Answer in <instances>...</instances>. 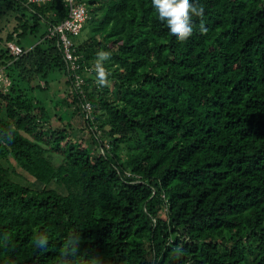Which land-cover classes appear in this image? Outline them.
I'll return each instance as SVG.
<instances>
[{
  "label": "trees",
  "instance_id": "obj_1",
  "mask_svg": "<svg viewBox=\"0 0 264 264\" xmlns=\"http://www.w3.org/2000/svg\"><path fill=\"white\" fill-rule=\"evenodd\" d=\"M75 1L89 32L69 72L49 33L68 6L0 0V264H264V0H199L185 42L150 0Z\"/></svg>",
  "mask_w": 264,
  "mask_h": 264
},
{
  "label": "clouds",
  "instance_id": "obj_2",
  "mask_svg": "<svg viewBox=\"0 0 264 264\" xmlns=\"http://www.w3.org/2000/svg\"><path fill=\"white\" fill-rule=\"evenodd\" d=\"M158 25L166 29L167 35L177 42H185L193 36L196 18L204 15V8L199 6V0H150ZM201 32L206 31L201 25ZM111 53L100 50L95 54L94 68L100 84H104L110 75L105 68V62L109 61ZM38 246L46 244V238H38ZM71 245L77 241L70 239Z\"/></svg>",
  "mask_w": 264,
  "mask_h": 264
},
{
  "label": "built area",
  "instance_id": "obj_3",
  "mask_svg": "<svg viewBox=\"0 0 264 264\" xmlns=\"http://www.w3.org/2000/svg\"><path fill=\"white\" fill-rule=\"evenodd\" d=\"M51 0H28L30 4H42L45 2H49ZM68 6V16L67 18L57 26L50 27L49 33L51 36L56 37L58 43L61 44L62 48V57L66 66L70 71H75L78 66L76 65V61L78 60V56L75 55V48L73 39L80 35L82 28L88 19V11L84 4H78L75 0H62ZM7 48L9 53L14 57L21 56L25 54L24 50L13 43L7 44ZM93 69H95L93 67ZM92 70V69H91ZM89 70V72H91ZM2 72V70L0 69ZM82 82L79 77L76 78V86ZM85 111L89 112L90 107L89 104L83 105Z\"/></svg>",
  "mask_w": 264,
  "mask_h": 264
},
{
  "label": "rangeland",
  "instance_id": "obj_4",
  "mask_svg": "<svg viewBox=\"0 0 264 264\" xmlns=\"http://www.w3.org/2000/svg\"><path fill=\"white\" fill-rule=\"evenodd\" d=\"M26 1V0H25ZM14 17H15V13L12 12L11 10L9 11H1L0 10V48L4 47L5 46V43L3 42V39L6 38L7 34H9L13 28L15 27L16 25V22L14 20ZM88 32H89V28L87 26H84L80 35L75 37L73 39V42L75 43V45H78L79 43L83 42L86 38H87V35H88ZM40 41V37L39 35H36L34 37H31V38H28V39H23L21 40V45L24 47V48H28V47H32L34 46L35 44H37L38 42ZM8 79L5 78V74L4 72H1L0 71V89H5L4 87H7L8 86ZM6 85V86H4ZM64 86H62L63 88ZM60 87H56V88H52V97L49 95V97L46 95H44L43 97L47 100V101H50V99H54V102L55 100L59 101L63 98H66L67 97V94L69 93L66 89L62 90V88H60L61 91H59L60 93L57 92V89H59ZM54 93H58V96H56L55 98L53 97V94ZM49 94V93H48ZM48 103V102H47ZM70 112L74 111V106H71L70 108ZM67 119H70L72 125L76 126L78 128V130H80L82 124H83V116L79 113H72V116L69 117V115L67 116ZM53 124L57 127L60 125V123H55V121L53 122ZM78 139L81 140L83 137L81 134H78ZM18 172H21L20 169H18ZM52 188H55V189H58L55 185H52L51 186ZM59 192L63 193V191L61 189H58Z\"/></svg>",
  "mask_w": 264,
  "mask_h": 264
}]
</instances>
